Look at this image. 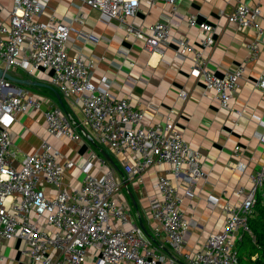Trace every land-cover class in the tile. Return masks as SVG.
Segmentation results:
<instances>
[{
	"label": "built area",
	"instance_id": "1",
	"mask_svg": "<svg viewBox=\"0 0 264 264\" xmlns=\"http://www.w3.org/2000/svg\"><path fill=\"white\" fill-rule=\"evenodd\" d=\"M165 2L176 11L180 0H148ZM233 3L228 21L253 29L255 37L247 44L250 56L260 51L264 27L260 23V0L247 4L242 0ZM78 8L73 21L82 23V6L100 12L104 21H119L128 31L144 39V48L150 53L163 55L169 44L175 54L185 61L191 60L192 73L201 78L214 91L220 107L230 109L233 93L246 71L244 63L223 75L207 68L203 50L214 41V28L196 15L188 17L190 27L205 34L199 45L188 36L171 35V21L160 19L149 27L148 33L128 25L140 0H74ZM47 5V0H13L9 21L0 22V60L5 70L19 66L29 73L41 69L51 71V83L66 97L78 96L84 122L115 154L132 157L125 163L129 179L146 171L155 163L171 164L172 176L159 175L156 194L149 196L151 213L158 227L154 230L157 241L148 238L138 225L130 229L118 226L129 221L126 206L114 198L121 183L109 169L100 175L90 172L92 161L82 166L84 176L78 185L69 189L64 171L74 166L71 159L60 161L61 153L47 140L37 150L17 161L12 150L11 126L19 114L29 108H41V101L28 90L15 87L6 77H0V244L3 240L21 239L23 253L33 264H84L89 249L98 253L97 264H240L236 244L243 234L251 233L249 216L257 193L264 189V163L249 174L250 186L240 187L243 196L237 206L226 204L223 229L209 233L202 248H186L191 220L182 207L184 197H192V186L206 176L200 156L188 142L173 120L153 125L143 123V112L137 109L128 96L116 97L107 86L93 82V67L97 57L83 53L70 55L67 41L71 23L51 15L47 22L36 20ZM27 53L20 58L22 51ZM111 85V80H105ZM256 86L264 90V74ZM185 98V90L180 91ZM50 135L78 140L80 135L74 123L61 108L44 111ZM260 139L264 142V133ZM240 146L236 145L238 152ZM237 169L245 170L238 162ZM181 180L182 182H178ZM44 184L55 189L47 195ZM184 189V195L179 189ZM212 202L211 205H214ZM4 255L0 250V264Z\"/></svg>",
	"mask_w": 264,
	"mask_h": 264
},
{
	"label": "crops",
	"instance_id": "2",
	"mask_svg": "<svg viewBox=\"0 0 264 264\" xmlns=\"http://www.w3.org/2000/svg\"><path fill=\"white\" fill-rule=\"evenodd\" d=\"M74 0H47L44 12L36 20L47 22L51 15L70 24L77 15ZM254 4L256 0H242ZM233 3L226 0H180L176 11L165 2L140 0L137 13L128 17L126 23L142 33L160 19L171 22V35L188 36L199 45L204 32L190 27L188 17L196 15L214 28V43L203 50L207 68L219 75L233 70L244 63L246 71L233 93L230 109L224 110L215 98L214 91L195 76L191 70V60L183 61L175 54L174 44H169L163 55L150 53L144 48V39L128 31L127 25L119 21H104L98 10L82 6L84 20L73 21L67 41L70 55L83 53L87 57H97L93 67V82L107 86L116 97L128 96L133 105L143 112L146 126L171 119L183 133L190 147L196 150L206 173L192 186V197H184L182 207L191 220L186 248H202L209 233L223 229L226 220L224 206H237L243 196L237 192L240 187H249V174L264 163V90L256 86V81L264 74V34L260 51L256 58L250 56L247 44L255 37L253 29L241 27L228 21ZM260 23L264 27V0H260ZM13 0H0V22L9 21ZM27 50L24 49L20 58ZM0 67L4 68L0 60ZM19 81L12 84L31 92L41 101V108H29L19 114L11 126L12 150L17 161L37 150L43 140L49 141L61 153L60 161L71 159L74 166L64 171L65 183L69 189L82 180V166L92 161L90 172L100 175L112 169L121 183L114 198L122 202L128 211L129 221L118 226L130 229L138 225L151 240L158 227L151 213L149 196L159 191L156 187L159 175L172 176L171 164L155 163L146 171L129 179L125 163L134 162L132 157L115 154L102 144L98 135L84 122L83 109L77 95L64 96L51 83V71L41 69L33 74L16 66L8 71ZM111 80L107 85L105 80ZM185 90L187 96H180ZM59 107L70 117L80 138H57L47 131L44 111ZM236 145L240 146L238 152ZM102 151L111 157L107 159ZM238 162L245 170L237 169ZM178 182H182L178 180ZM47 195L55 194V189L44 184ZM179 194L184 195L183 187ZM215 202L212 206L211 203ZM24 241L13 238L3 240L0 250L4 255L3 264H33L23 253ZM98 253L90 248L84 264H97Z\"/></svg>",
	"mask_w": 264,
	"mask_h": 264
},
{
	"label": "trees",
	"instance_id": "3",
	"mask_svg": "<svg viewBox=\"0 0 264 264\" xmlns=\"http://www.w3.org/2000/svg\"><path fill=\"white\" fill-rule=\"evenodd\" d=\"M248 222L251 233L236 244L240 264H264V189L257 193Z\"/></svg>",
	"mask_w": 264,
	"mask_h": 264
},
{
	"label": "water",
	"instance_id": "4",
	"mask_svg": "<svg viewBox=\"0 0 264 264\" xmlns=\"http://www.w3.org/2000/svg\"><path fill=\"white\" fill-rule=\"evenodd\" d=\"M6 77L7 79H9L10 81H19L20 79L14 77L13 75H11L8 71H6L4 68L0 67V77ZM103 155L109 159L111 161V163H113L112 159L110 156H108V154L104 151H102Z\"/></svg>",
	"mask_w": 264,
	"mask_h": 264
}]
</instances>
